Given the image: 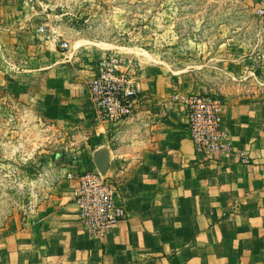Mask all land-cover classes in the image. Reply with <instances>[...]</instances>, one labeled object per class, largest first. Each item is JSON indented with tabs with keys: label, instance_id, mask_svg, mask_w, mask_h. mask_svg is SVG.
I'll list each match as a JSON object with an SVG mask.
<instances>
[{
	"label": "crops",
	"instance_id": "crops-1",
	"mask_svg": "<svg viewBox=\"0 0 264 264\" xmlns=\"http://www.w3.org/2000/svg\"><path fill=\"white\" fill-rule=\"evenodd\" d=\"M43 3L0 0V39L22 59L6 87L37 118L76 129L71 145L82 142L86 168L97 170L93 154L104 153L103 176L126 217L91 237L77 219V182L66 177L74 167H53L49 158L50 192L34 213L11 216L0 227V264H264V51L250 52L242 43L217 57L230 80L214 91L229 147L199 152L185 107L172 98L178 88L191 93L190 74L125 61L121 69L135 65V109L105 123L88 95L91 58L74 65L72 53L57 50L60 26L40 21L50 14Z\"/></svg>",
	"mask_w": 264,
	"mask_h": 264
},
{
	"label": "rangeland",
	"instance_id": "rangeland-1",
	"mask_svg": "<svg viewBox=\"0 0 264 264\" xmlns=\"http://www.w3.org/2000/svg\"><path fill=\"white\" fill-rule=\"evenodd\" d=\"M43 1L50 14L40 21L60 26L57 43H68L63 50L76 58L74 65L91 58L96 66L97 54L107 52L123 62L169 67L181 76L184 70L193 84L185 94L220 98L214 91L230 80L217 57L242 43L250 52L264 51V18L254 14L253 0ZM8 46L0 39V227L11 216L34 213L50 192L54 172L46 169V160L51 158L53 167H74L69 173L85 171L88 161L82 142L71 145L72 125L37 118L6 87L22 65Z\"/></svg>",
	"mask_w": 264,
	"mask_h": 264
},
{
	"label": "built area",
	"instance_id": "built-area-1",
	"mask_svg": "<svg viewBox=\"0 0 264 264\" xmlns=\"http://www.w3.org/2000/svg\"><path fill=\"white\" fill-rule=\"evenodd\" d=\"M24 3L34 6L40 4V0H24ZM253 12L264 18V0H253ZM52 29L55 30L54 25ZM38 31L43 32L44 27L40 26ZM60 48H68V43L62 42ZM122 62V58L111 53L99 58L88 86L97 116L105 123L132 116L139 95L135 73L131 72L135 65L129 62L121 69L125 61ZM172 98L185 107L190 136L197 151L218 153L228 149L219 127L218 113L223 105L219 97L174 92ZM66 177L77 182L74 190L77 219L91 237L104 236L126 217L124 207L116 202L112 182L97 170L68 173Z\"/></svg>",
	"mask_w": 264,
	"mask_h": 264
},
{
	"label": "water",
	"instance_id": "water-1",
	"mask_svg": "<svg viewBox=\"0 0 264 264\" xmlns=\"http://www.w3.org/2000/svg\"><path fill=\"white\" fill-rule=\"evenodd\" d=\"M93 159L96 164V168L101 175H105L107 167H108V160L104 153L101 150L95 151L93 154Z\"/></svg>",
	"mask_w": 264,
	"mask_h": 264
},
{
	"label": "trees",
	"instance_id": "trees-1",
	"mask_svg": "<svg viewBox=\"0 0 264 264\" xmlns=\"http://www.w3.org/2000/svg\"><path fill=\"white\" fill-rule=\"evenodd\" d=\"M89 164H91V163H89ZM86 170H91V168H86Z\"/></svg>",
	"mask_w": 264,
	"mask_h": 264
}]
</instances>
